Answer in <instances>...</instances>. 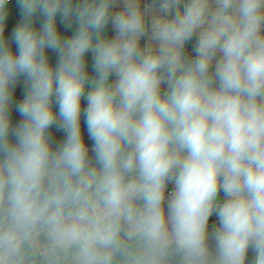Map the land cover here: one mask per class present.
<instances>
[{
	"label": "clouds",
	"instance_id": "1",
	"mask_svg": "<svg viewBox=\"0 0 264 264\" xmlns=\"http://www.w3.org/2000/svg\"><path fill=\"white\" fill-rule=\"evenodd\" d=\"M9 3L0 264H264V0Z\"/></svg>",
	"mask_w": 264,
	"mask_h": 264
},
{
	"label": "crops",
	"instance_id": "2",
	"mask_svg": "<svg viewBox=\"0 0 264 264\" xmlns=\"http://www.w3.org/2000/svg\"><path fill=\"white\" fill-rule=\"evenodd\" d=\"M144 2H146V0H144ZM8 11H9V15H8V19L6 21V27H5V36L6 37L11 36V32H12L13 28L16 26V24L20 21V18H21V12H20L19 6L17 4V0H10V3L8 5ZM37 26H39V20L37 21ZM58 28L64 35L69 36L75 30V25H73V27L71 29H65L63 24H62V25H59ZM106 34L109 37H111L114 34L113 30L111 28V25H109V27L107 28ZM192 41L196 42V38L193 37ZM11 47L13 48V50H15L16 46L13 43V44H11ZM47 54L49 56L50 63L54 66L57 62L56 54L50 50L48 51ZM86 60H87V64H88L89 74H92V67H91L92 58H91L90 53L87 54ZM22 79L23 78H21V80ZM113 79H114V77H113ZM22 98H23V89L21 86H18L15 90V93H14V102H19V100H21ZM83 102H85V100L82 99L81 103H83ZM54 107H57V106L54 105ZM57 110H58V108H57ZM11 116H12L13 125L21 119L20 115L15 111L14 105H13L12 110H11ZM50 131L54 137L55 142H58L59 140H61L64 137V133L60 130H57V128L55 126H53L50 129ZM83 134H84V139H85L86 143L92 142L90 139H88L87 133H83ZM172 190H173V185L169 184L167 187L166 193H165L166 199H167L168 193H170ZM216 224H217V218L215 215H213L212 217H210V220H209V230H211L212 226L216 225ZM253 255H254L253 251L250 248L248 251V254H247L246 264H251L252 259H253Z\"/></svg>",
	"mask_w": 264,
	"mask_h": 264
},
{
	"label": "built area",
	"instance_id": "3",
	"mask_svg": "<svg viewBox=\"0 0 264 264\" xmlns=\"http://www.w3.org/2000/svg\"><path fill=\"white\" fill-rule=\"evenodd\" d=\"M147 2H151V0H146V3ZM57 24H58V26L59 25H62V24L59 23V18H57ZM194 45H195V42L192 41V40H190V42L186 45V52L190 56L194 55V52H193ZM81 106H82V109L84 107H86V101L83 102V103H81ZM81 128H82V132L83 133H87V129H86V125L84 124V118H83V116H81ZM92 143L93 142L86 143L87 146L89 147V154H91V146H92Z\"/></svg>",
	"mask_w": 264,
	"mask_h": 264
}]
</instances>
